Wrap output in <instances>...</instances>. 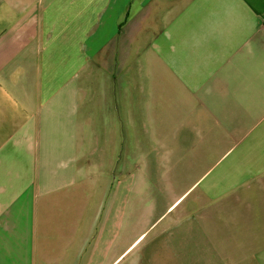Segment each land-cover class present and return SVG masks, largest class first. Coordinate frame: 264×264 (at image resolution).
Returning <instances> with one entry per match:
<instances>
[{
    "label": "crops",
    "instance_id": "obj_1",
    "mask_svg": "<svg viewBox=\"0 0 264 264\" xmlns=\"http://www.w3.org/2000/svg\"><path fill=\"white\" fill-rule=\"evenodd\" d=\"M135 1L0 0V264H264V0Z\"/></svg>",
    "mask_w": 264,
    "mask_h": 264
},
{
    "label": "rangeland",
    "instance_id": "obj_2",
    "mask_svg": "<svg viewBox=\"0 0 264 264\" xmlns=\"http://www.w3.org/2000/svg\"><path fill=\"white\" fill-rule=\"evenodd\" d=\"M145 1V0H144ZM155 5L152 4H140L137 0L132 5L131 16V30H138L141 25L145 23L144 19L147 15L155 13ZM107 55L106 49L101 52V56Z\"/></svg>",
    "mask_w": 264,
    "mask_h": 264
}]
</instances>
